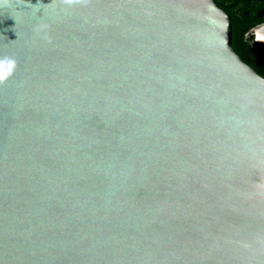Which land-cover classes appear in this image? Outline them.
Listing matches in <instances>:
<instances>
[{"label":"water","instance_id":"water-1","mask_svg":"<svg viewBox=\"0 0 264 264\" xmlns=\"http://www.w3.org/2000/svg\"><path fill=\"white\" fill-rule=\"evenodd\" d=\"M0 264H264V79L213 0H0Z\"/></svg>","mask_w":264,"mask_h":264},{"label":"flooded vegetation","instance_id":"flooded-vegetation-1","mask_svg":"<svg viewBox=\"0 0 264 264\" xmlns=\"http://www.w3.org/2000/svg\"><path fill=\"white\" fill-rule=\"evenodd\" d=\"M231 25V47L264 79V0H213Z\"/></svg>","mask_w":264,"mask_h":264}]
</instances>
